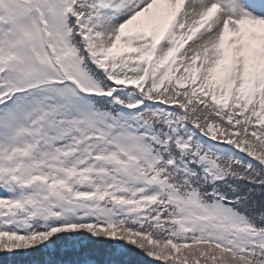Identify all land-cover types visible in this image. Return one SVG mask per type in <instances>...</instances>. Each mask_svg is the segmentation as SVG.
I'll return each instance as SVG.
<instances>
[{
  "label": "snow or ice",
  "instance_id": "obj_1",
  "mask_svg": "<svg viewBox=\"0 0 264 264\" xmlns=\"http://www.w3.org/2000/svg\"><path fill=\"white\" fill-rule=\"evenodd\" d=\"M0 264H264V0H0Z\"/></svg>",
  "mask_w": 264,
  "mask_h": 264
}]
</instances>
